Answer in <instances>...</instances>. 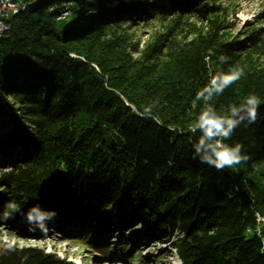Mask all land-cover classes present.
I'll list each match as a JSON object with an SVG mask.
<instances>
[{
  "label": "trees",
  "instance_id": "obj_1",
  "mask_svg": "<svg viewBox=\"0 0 264 264\" xmlns=\"http://www.w3.org/2000/svg\"><path fill=\"white\" fill-rule=\"evenodd\" d=\"M217 1L40 0L10 19L0 38V211L15 203L8 220L23 219L22 233L39 206L60 226L95 232L146 222L181 264H264V27L241 41L220 9L198 23V8ZM140 24L155 27L143 44ZM233 68L240 80L195 100ZM250 95L257 121L225 141L250 159L223 170L193 159L200 111L227 115ZM0 264L74 263L4 245Z\"/></svg>",
  "mask_w": 264,
  "mask_h": 264
},
{
  "label": "rangeland",
  "instance_id": "obj_2",
  "mask_svg": "<svg viewBox=\"0 0 264 264\" xmlns=\"http://www.w3.org/2000/svg\"><path fill=\"white\" fill-rule=\"evenodd\" d=\"M219 9L220 14L228 17L229 22L234 25L231 35L240 36L241 41L244 39V32L254 25L264 27V22L259 23L264 18L263 0H219L212 6L205 4L197 10L201 12L198 23L206 11L219 12ZM154 28L140 24L134 33L143 44L151 38ZM6 33L8 31L3 36ZM2 166L10 167V164L6 160ZM3 213L0 211V216ZM22 223L23 219L0 220V246H4L8 238H14L18 247H40L47 252L57 253L74 264H181L178 253L170 244L171 240L141 220L131 222L130 226L122 227L121 231L119 227L112 226L109 233L95 232L90 227L80 229L79 226L83 224L74 222L60 226L53 220L48 221L46 231L35 229L22 233L18 227ZM108 234L111 236L108 237ZM96 244L106 246L97 248Z\"/></svg>",
  "mask_w": 264,
  "mask_h": 264
},
{
  "label": "clouds",
  "instance_id": "obj_3",
  "mask_svg": "<svg viewBox=\"0 0 264 264\" xmlns=\"http://www.w3.org/2000/svg\"><path fill=\"white\" fill-rule=\"evenodd\" d=\"M228 58L221 55L219 60L225 61ZM243 75L244 70L242 68H233L227 72L216 73L211 76L204 87L198 90L195 100L207 102L212 100L214 96L222 95L227 88L240 80ZM259 104V98L255 95H250L239 107L236 104L229 105L227 115H218L211 106L204 107L200 111L194 127L191 129L192 132L200 130L202 133L198 142L194 145L195 152L193 159H196V156L199 154L201 163H206L217 170L232 168L249 160V156L242 154L243 146L241 144L237 143L233 146L225 143V141L232 137L234 131L244 119L248 120V124H253L257 121ZM144 111L151 113V107H146ZM241 112L245 114L238 115ZM139 114L143 115V113ZM6 208L11 210V212L19 211L15 203H8ZM11 212L6 210L0 216V220L6 221L13 218ZM25 215L26 222L34 225L35 229L46 231L48 221L53 220L56 213L44 211L39 206H33ZM15 247L14 238H8L5 248L15 250Z\"/></svg>",
  "mask_w": 264,
  "mask_h": 264
},
{
  "label": "built area",
  "instance_id": "obj_4",
  "mask_svg": "<svg viewBox=\"0 0 264 264\" xmlns=\"http://www.w3.org/2000/svg\"><path fill=\"white\" fill-rule=\"evenodd\" d=\"M26 1L32 0H0V38L10 28L13 9Z\"/></svg>",
  "mask_w": 264,
  "mask_h": 264
},
{
  "label": "bare ground",
  "instance_id": "obj_5",
  "mask_svg": "<svg viewBox=\"0 0 264 264\" xmlns=\"http://www.w3.org/2000/svg\"><path fill=\"white\" fill-rule=\"evenodd\" d=\"M38 1H40V0L26 1V2L22 3L20 6H17V8H14V9H13L12 17H13L14 15H17V14L20 13V12L25 11V9L27 8L28 5H30V4H32V3H36V2H38ZM68 6H69L68 3H65V4L63 5L64 10H63V12H62V14H61L62 16H67V15L70 14V11H69V9H68Z\"/></svg>",
  "mask_w": 264,
  "mask_h": 264
}]
</instances>
